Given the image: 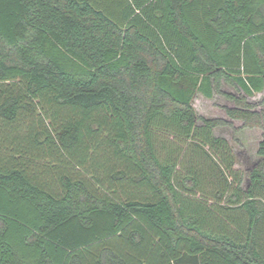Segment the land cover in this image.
<instances>
[{
    "label": "trees",
    "instance_id": "1",
    "mask_svg": "<svg viewBox=\"0 0 264 264\" xmlns=\"http://www.w3.org/2000/svg\"><path fill=\"white\" fill-rule=\"evenodd\" d=\"M263 90L264 0H0V264H264Z\"/></svg>",
    "mask_w": 264,
    "mask_h": 264
},
{
    "label": "rangeland",
    "instance_id": "2",
    "mask_svg": "<svg viewBox=\"0 0 264 264\" xmlns=\"http://www.w3.org/2000/svg\"><path fill=\"white\" fill-rule=\"evenodd\" d=\"M223 89L226 92H233V89L229 85H223ZM263 95H258L251 99L252 103H260ZM231 104L222 96H216L212 101L206 100L205 98L199 96L194 100V107L200 116L204 117H221L224 113L220 110L218 111L216 107L221 105ZM216 106V107H215ZM220 108V107H219ZM218 136H223L227 138L232 144L237 157V167L242 170H247L252 166V164L257 160V150L259 148V143L262 140V135L260 131H246L245 133L234 134L231 128H220L216 131ZM237 140L244 143V147L239 146Z\"/></svg>",
    "mask_w": 264,
    "mask_h": 264
},
{
    "label": "crops",
    "instance_id": "3",
    "mask_svg": "<svg viewBox=\"0 0 264 264\" xmlns=\"http://www.w3.org/2000/svg\"><path fill=\"white\" fill-rule=\"evenodd\" d=\"M241 12L243 13L244 12V5L242 4L241 5ZM226 85V84H225ZM232 88V87H231ZM233 89V88H232ZM222 91L224 92V93H227V94H236V92H235V90L233 89V92H226L223 88H222ZM264 94V90L261 92V93H256L253 97H247V99H248V101L249 102H251V99L252 98H254V97H256V96H258V95H263ZM216 96H218L219 97V95H215V97H214V99L216 98ZM243 96H244V94H243ZM222 97H224V96H222ZM225 98V97H224ZM213 99V100H214ZM226 99V98H225ZM227 100V99H226ZM263 100H264V97L262 98V100L260 101V103H258L257 105H258V107H257V110H261V109H264V105H261V103L263 102ZM210 101H212V100H210ZM227 102H230L231 104H227V105H221V106H219V107H216L217 108V110L218 111H222L223 113H224V116H221V117H205V118H212V119H222V120H225V121H227V122H230V123H232L233 125H234V127H236V128H238V127H240V126H242V122H240V121H234V120H231V119H229L228 117H227V115H226V112H225V108H233L234 107V103L232 102V101H230V100H227ZM252 103V102H251ZM254 104H256V103H254ZM202 117H204V116H202ZM220 128H230V127H218V128H216V129H214V135L216 136V137H223V136H218L217 134H216V131L218 130V129H220ZM254 130H256V131H260L261 132V135H262V131L261 130H259V129H244L243 131H241V133H245L246 131H254ZM240 133V132H239ZM223 138H225V137H223ZM227 139V138H226ZM228 140V139H227ZM241 145L244 147V143L242 142L241 143ZM238 168V167H237Z\"/></svg>",
    "mask_w": 264,
    "mask_h": 264
}]
</instances>
